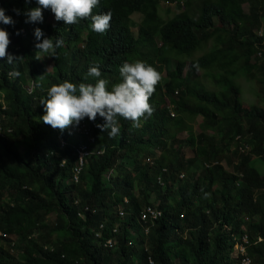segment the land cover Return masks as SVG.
<instances>
[{"label": "trees", "instance_id": "16d2710c", "mask_svg": "<svg viewBox=\"0 0 264 264\" xmlns=\"http://www.w3.org/2000/svg\"><path fill=\"white\" fill-rule=\"evenodd\" d=\"M164 1L179 10L170 20L160 15L161 0H100L94 14L110 11L112 19L109 30L98 34L90 20L53 25L50 10L43 11V23L27 25L24 13L37 7L35 0H0L15 21L0 24L10 34L8 52L23 57L14 64L0 60V233L9 237H0V264H242L243 258L264 264V177L255 164L264 163V107L245 109L239 86L242 72H260L264 105V58L251 61L264 50V36L257 34L264 29V0ZM136 13L142 20L135 33ZM35 28L64 42L49 75L36 55ZM211 40L212 51L193 59ZM135 60L161 74L169 71L141 126L118 118L120 133L112 137L95 126L104 123L99 117L95 123L85 119L75 133L43 124L41 100L52 84L94 83L84 77L97 64L110 88L121 80L122 63ZM200 71L219 90L201 91ZM40 76L42 87L34 88ZM166 98L176 117L163 106ZM200 117L214 139L202 134L179 140ZM89 139L93 153L78 182L71 181L75 148ZM183 146L194 150V158ZM230 154L238 159L231 173L223 165ZM149 157L154 164L143 174ZM148 208L163 218L145 224ZM243 235L249 247L236 258L232 252Z\"/></svg>", "mask_w": 264, "mask_h": 264}, {"label": "clouds", "instance_id": "9594fccd", "mask_svg": "<svg viewBox=\"0 0 264 264\" xmlns=\"http://www.w3.org/2000/svg\"><path fill=\"white\" fill-rule=\"evenodd\" d=\"M25 2L31 3L32 0H25ZM35 3L37 7L28 9L24 13L27 17L25 20L27 25L28 23H43V11L50 10L55 20L57 22L62 21L65 25H76L82 20H90L91 30L98 34L106 33L111 26L112 13L110 11L94 14V9L99 7L100 0H35ZM15 11L17 15L20 14L19 10ZM0 24L5 26L15 25V21L12 17L6 15L5 9L2 7H0ZM25 30L26 27L22 30V33ZM16 34L20 35V32ZM34 36L36 41H38L34 45L37 49V56L41 54L55 56L56 50L64 43L62 38L54 39V37L45 36L40 28L34 29ZM10 45V34L5 28L0 27V60L6 61L8 64H14L23 57L10 54L8 52ZM252 61V63L257 62L255 60ZM119 74L121 78L120 82L112 84L109 88V81L101 78L102 72L100 66L93 64L89 66L84 80L92 79L95 81L94 83L80 82L77 84L65 80L58 84H52L47 89L46 98L41 100L44 112L41 116L43 124L61 132L70 129L72 133H75L78 131L77 126L82 121L87 119L95 123L99 117L103 119L104 123L96 124L95 126L101 132L108 130L109 136L112 137L120 133L118 118L130 121L131 126L135 128L141 126V122L151 117L154 112L150 104V98L161 79L164 84L163 73L161 74L155 67L144 60H135L132 62L124 61L119 67ZM15 75L18 76L19 73H15ZM43 78V76H40L34 80V88L42 87L40 81ZM175 95L177 96L178 92ZM165 101L168 102V105L163 104V106L170 110L172 116L173 113L175 114L173 117H176L174 104L167 98ZM2 104L4 105V103ZM88 131L86 127L83 130L86 137L90 136ZM92 142L89 139V144L82 143L75 148L74 155L76 156L77 164L79 163V151H81L82 147H86V151L89 152L85 160L92 155ZM124 162L125 167L130 168L132 164L131 157H126ZM144 163L147 168L151 163L154 164L150 157L146 160L144 159ZM181 179H185V175H181ZM121 210L125 211V208H120V215ZM244 238L248 241L246 245L243 243ZM260 242L261 240L258 239L257 243ZM239 245H245L246 251V248L249 247L247 235L242 236V243L237 246Z\"/></svg>", "mask_w": 264, "mask_h": 264}, {"label": "rangeland", "instance_id": "374dc122", "mask_svg": "<svg viewBox=\"0 0 264 264\" xmlns=\"http://www.w3.org/2000/svg\"><path fill=\"white\" fill-rule=\"evenodd\" d=\"M160 15L163 17L164 20H170L173 17H175L178 13L179 10L177 9V7L175 6V4H171L167 1L161 0V4H160ZM245 11L249 12V5L245 4ZM142 20V16L140 14H135L132 17V29L133 31L136 33L137 32V27L139 26L140 22ZM57 21L55 20L54 15L52 14L51 18H50V23H52L53 25L56 23ZM233 25H235V22L233 20H227L225 23V26L228 28H233ZM213 40H211L207 45H204L202 50H198L193 56V59H198L200 57H202L203 55H205L206 53H210L213 49ZM255 56V55H254ZM254 56L251 58V61L254 60ZM41 65L43 67V69H45V74L49 75L52 73L53 71V63H51L52 61V56H46V55H39L38 56ZM253 62V61H252ZM238 64H245L244 60H241ZM167 72H169L168 70H164L163 72V81L164 83H166L167 81ZM186 73V71L184 72ZM201 77L199 79V85L201 87V91H217L219 90L218 86H216L212 81H210L209 79H207L206 77H204V72L200 71L199 72ZM219 73H217L218 75ZM242 74L244 75V77L239 78V86L242 90V103L245 106V109H251V108H260L262 109V107H264V105L261 103L263 102L262 99V95H261V85L258 83V79H259V75L260 72H255L252 76H245L244 72H242ZM212 82V83H211ZM181 88V87H179ZM164 105H168V102L165 101ZM194 131H189L188 133H185L183 135L178 136L179 140H186L189 139L191 136L195 135L197 138H199V136H201L202 134L206 135L208 137V140L211 142L214 137L215 134L208 131L205 128V124H204V119L202 117L198 118L194 128ZM218 137V135H217ZM184 150V154L188 159H192L194 158V150L192 148H188L187 146H183ZM23 153V149L21 150ZM161 156V153H160ZM228 160L223 164L228 172H235L236 170V166L238 165V159L234 156V154H230L228 157ZM230 161L232 162V164L230 163ZM257 163L256 164V168L259 169L261 175L264 177V163H260L257 160L255 161ZM152 164V163H151ZM147 171V167L146 170L142 171L143 174H146L145 172ZM49 222L52 223L54 222V220L56 219V215L52 214L49 218Z\"/></svg>", "mask_w": 264, "mask_h": 264}, {"label": "built area", "instance_id": "2783aa9c", "mask_svg": "<svg viewBox=\"0 0 264 264\" xmlns=\"http://www.w3.org/2000/svg\"><path fill=\"white\" fill-rule=\"evenodd\" d=\"M264 28V25H263ZM258 37L259 38H263L264 36V29L258 31ZM264 44H262L263 46ZM258 46H260L259 44L256 46L258 48ZM264 58V50H261L259 52L256 53V55L254 56V60L255 61H261ZM2 110H5V108H3ZM173 116H175V114L173 113ZM11 131H9L10 133ZM0 136L4 137V132H3V124L2 121L0 120ZM62 146H66L67 142L62 141ZM245 148L241 147V151L245 152ZM89 152L86 151V147H82L81 151H79V163L77 164L78 166L75 169V173L73 175V178L71 179V181L74 182H78L79 177H80V172L82 169H84L85 166V162H86V157L88 156ZM184 178V177H182ZM121 216L125 217L126 216V212L124 210H121ZM164 214L163 212H159L153 208H148L147 211L145 213L142 214V221L145 222V224H147L148 222H152L155 223L156 221H158L160 218H163ZM104 226V225H103ZM0 237L8 239L9 237L3 235L0 233ZM247 240L246 238H244L243 243L246 245L247 244ZM110 245H113V242H110ZM245 245H239L236 246L234 252H233V256L234 257H241L245 255ZM242 264H252L251 261L248 258H243Z\"/></svg>", "mask_w": 264, "mask_h": 264}, {"label": "bare ground", "instance_id": "6f19581e", "mask_svg": "<svg viewBox=\"0 0 264 264\" xmlns=\"http://www.w3.org/2000/svg\"><path fill=\"white\" fill-rule=\"evenodd\" d=\"M53 143V142H52Z\"/></svg>", "mask_w": 264, "mask_h": 264}]
</instances>
